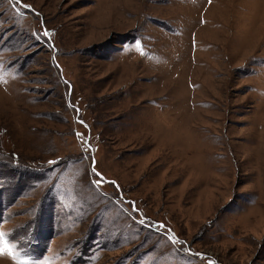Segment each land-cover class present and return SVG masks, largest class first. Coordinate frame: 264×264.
Instances as JSON below:
<instances>
[{"label":"rangeland","instance_id":"obj_1","mask_svg":"<svg viewBox=\"0 0 264 264\" xmlns=\"http://www.w3.org/2000/svg\"><path fill=\"white\" fill-rule=\"evenodd\" d=\"M5 245L264 264V0H0Z\"/></svg>","mask_w":264,"mask_h":264},{"label":"snow or ice","instance_id":"obj_2","mask_svg":"<svg viewBox=\"0 0 264 264\" xmlns=\"http://www.w3.org/2000/svg\"><path fill=\"white\" fill-rule=\"evenodd\" d=\"M16 3H20V0H16ZM79 135V134H77ZM97 183H102V180H98ZM133 211H135V208H133ZM4 252H8L9 255H11V251L7 248V246L5 245L4 248H0V254L4 253Z\"/></svg>","mask_w":264,"mask_h":264}]
</instances>
